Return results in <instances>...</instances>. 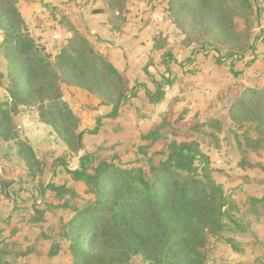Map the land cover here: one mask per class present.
Masks as SVG:
<instances>
[{"label":"trees","instance_id":"obj_1","mask_svg":"<svg viewBox=\"0 0 264 264\" xmlns=\"http://www.w3.org/2000/svg\"><path fill=\"white\" fill-rule=\"evenodd\" d=\"M115 1L105 0V11L112 31H121L130 10L128 0L122 8L116 7ZM254 1L169 0L168 11L176 28L188 25L195 30L201 26L209 37L228 47V56L236 57L242 47L241 34L229 14L230 5L236 3L234 13L248 24ZM0 30V48L7 61V74L0 72V88L6 87L7 92V100L0 102V139H17L20 109L35 107L41 122L55 131L69 151L78 152L85 132L80 131V117L63 98L64 86L86 92L101 106L111 107V118H117L122 107L138 94L130 96L126 73L70 22L72 36L55 56L32 35L18 0H0ZM172 47L163 33L155 36L153 51L162 58L155 65L169 66ZM161 77L159 82L149 75L157 90H147L146 95L155 105L164 98L163 87L175 85L171 74ZM229 114L235 124L245 128L244 142H238L243 151L238 167L264 176V164L247 157L251 154L264 159V86L235 96ZM221 125L215 119L186 125L170 110L159 124L141 135L134 163H123L118 155L85 153L77 169L66 170L68 179L62 184L46 185L53 201L43 208L35 207L29 222L42 228L47 213L58 208L73 214L55 235H43L46 240L67 243L70 264H128L136 256L149 264H208L211 239H221L225 232L235 233L240 227L232 213L236 205L217 183L225 172L213 166L211 156L201 147L207 143L220 148L217 135ZM207 138L212 141L206 142ZM20 145V154L27 151L38 163L33 149ZM9 186L10 182L0 181L2 192ZM85 197L80 207L78 200ZM249 201L251 230L258 227L264 232V195L251 196ZM225 240L233 251L240 252L234 237ZM57 243L51 256L60 252ZM10 245L19 252L13 255ZM37 248L21 250L17 242L5 243L0 248V264H10L12 258L27 259Z\"/></svg>","mask_w":264,"mask_h":264},{"label":"rangeland","instance_id":"obj_2","mask_svg":"<svg viewBox=\"0 0 264 264\" xmlns=\"http://www.w3.org/2000/svg\"><path fill=\"white\" fill-rule=\"evenodd\" d=\"M20 1L25 2L18 0V8ZM38 1L32 0V3ZM44 2L46 3H38V6L39 9L45 6L47 13L53 17L51 22L57 26L54 32L64 33L70 20H74L73 23L77 25L88 24L94 28L96 21L90 20L89 14L100 7L102 12H106L105 0ZM168 2L169 0H128V16H131V21L126 27H129V34L139 36V31L147 26L156 28V31L163 30L168 41L171 38L169 43L173 46V55L168 67L160 64L157 66L155 64L162 61V58L158 55L152 58L155 53L149 54V47L135 50L134 44H139V41L133 39L131 44L127 42L130 50L125 51V54L135 53L139 57L137 64L133 65L136 68L127 65L131 72L130 96L133 92L138 94L129 99L117 118L109 117L112 112L109 108H100L98 111L101 115L97 117L98 113L93 112L97 108L94 98L81 90L63 87V98L80 117V131L85 132L78 152L69 151L55 131L35 116V113L38 115L35 107L20 109L17 119L19 127L16 126L17 139H0V167L3 171L1 181L10 182L6 193L0 189V248L5 243L13 242L19 243L21 250L38 245L36 254L27 259L12 258L10 264H70L66 253L67 243L46 240L43 235H55L63 221L72 218L73 214L58 208L47 213L42 228L29 222L35 207L43 208L53 201L46 185L62 184L68 179L66 170L77 169L80 158L85 153L98 152L109 157L118 155L123 163H134L137 159V147L141 144V135L159 124L170 110L175 112L176 118L181 116L186 125L192 122L204 123L211 119L222 124V131L217 135L220 148L216 149L212 145L209 147L207 143L201 144V147L211 156L213 166L225 172L217 183L222 186L230 203L236 205L232 213L240 227L235 229V233L232 230L225 232L221 239H211L208 264H264V232L258 227L251 230L249 225V199L251 196L264 195V176L238 167L243 157L239 143L244 142L241 137L245 128L235 124L229 114L230 103L235 96L238 97L248 89L264 86V0L253 2V12L248 24L241 15L234 13L236 3L230 5L232 8L229 14L233 15L237 30L241 34L242 47L237 52L240 57L228 56V47L209 37L201 26L195 30L188 25L182 29L176 28L170 18ZM115 6L122 8L124 0L115 1ZM67 8L72 10V15L68 14L71 16L70 20L65 15ZM148 38L151 35L148 34ZM116 39L113 44L118 45L122 36ZM2 41L3 34L0 30V44ZM151 58L154 64L149 63ZM6 70L7 61L0 48V72L6 75ZM137 74H140V80L137 79ZM170 74L175 79V85H165L163 100L158 105L151 103L146 91L155 93L157 89L149 75L160 82L163 80L161 76L168 78ZM138 89L142 91L140 94ZM5 100L6 87L0 88V102ZM246 126L248 125L245 124L244 127ZM239 137L241 141L238 140ZM206 140L210 141L209 138ZM20 144H26L33 149L38 163L29 157L27 151L20 154ZM247 157L264 164V159L254 155L251 157V154ZM86 200L87 198L78 200V205L82 207ZM228 236L234 237L240 246V252L233 251L226 242ZM56 243L61 247L60 252L51 256L50 252ZM10 250L15 255L20 249L12 246ZM128 264L149 263L136 256Z\"/></svg>","mask_w":264,"mask_h":264},{"label":"crops","instance_id":"obj_3","mask_svg":"<svg viewBox=\"0 0 264 264\" xmlns=\"http://www.w3.org/2000/svg\"><path fill=\"white\" fill-rule=\"evenodd\" d=\"M45 0H39L38 3H46L44 2ZM38 3H32V0H25V2L20 1L19 8L22 16L24 17L27 25L29 26L32 35L38 40V43L41 44L42 46L45 47L46 51L51 54L52 56H55L59 53L61 46L64 44L66 39L71 38L72 34L68 31V29L65 30L64 35L65 39L61 41H55L53 40V32L54 29L57 28V26H54L52 24L53 17L50 16L47 11L45 6H42L41 9H39ZM106 5V4H105ZM107 5L104 7L106 8ZM97 11H93V13L89 14L90 20H95L94 22V28L93 25H88L85 26L84 24L82 25H77L71 21V16L72 12L70 13L71 9L67 8V12L65 15L69 16L70 23L74 25L76 28H78L80 31L84 32L87 34L92 42L105 54H107L111 60V62L116 66L118 70L121 72H125L126 75L128 76L130 80V73L128 66L130 65L131 67H134L133 65L137 64L139 57L134 54H125V51L130 50V48L127 45V42L131 44V41L134 42L133 39L138 40L139 44H134L136 47L135 50H138L140 48H146L149 47L150 52L149 54L155 53L153 51V43H154V38L157 36L159 33H163L164 36H167L163 30L156 31V28L152 26H147L144 27L143 30L139 31V36H134L135 34H129L130 30H128L129 27H126L127 24L122 28L121 31H112L110 24L108 23V17L106 12H102V7L97 8ZM72 11V10H71ZM70 14V15H68ZM131 16H129L128 22L131 21L130 19ZM127 22V23H128ZM88 23V22H87ZM60 24V23H59ZM129 25V24H128ZM131 25V24H130ZM148 34L151 35V38H148ZM122 36V39L119 41V44L117 45L116 43L113 44V41L116 42V37ZM147 36V37H146ZM137 37V38H136ZM171 38H169V41ZM132 51V49H131ZM133 52V51H132ZM157 55L152 57L154 58ZM150 62L151 63V60ZM136 68V66L134 67ZM147 71V70H146ZM149 71V70H148ZM148 74V72H147ZM140 74H137V79H141ZM170 76V75H169ZM170 86V85H168ZM174 85L170 86L173 87ZM140 87V86H139ZM144 88L145 85H142ZM140 90V89H138ZM142 91H139V94ZM96 102V107L95 110H93L94 113H98L97 117L101 115L100 108H109L112 111L111 107L107 106H101L99 101L94 99ZM35 116L38 117V115ZM39 118V117H38Z\"/></svg>","mask_w":264,"mask_h":264},{"label":"built area","instance_id":"obj_4","mask_svg":"<svg viewBox=\"0 0 264 264\" xmlns=\"http://www.w3.org/2000/svg\"><path fill=\"white\" fill-rule=\"evenodd\" d=\"M53 40L55 41H61L63 39H65V35L64 33H62L61 31H55L53 33V36H52ZM2 167H0V181H1V176H2Z\"/></svg>","mask_w":264,"mask_h":264}]
</instances>
